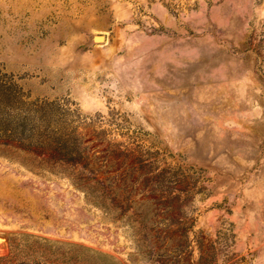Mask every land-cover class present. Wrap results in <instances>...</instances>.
<instances>
[{
    "label": "rangeland",
    "instance_id": "374dc122",
    "mask_svg": "<svg viewBox=\"0 0 264 264\" xmlns=\"http://www.w3.org/2000/svg\"><path fill=\"white\" fill-rule=\"evenodd\" d=\"M0 77V264H264V0H0Z\"/></svg>",
    "mask_w": 264,
    "mask_h": 264
},
{
    "label": "trees",
    "instance_id": "16d2710c",
    "mask_svg": "<svg viewBox=\"0 0 264 264\" xmlns=\"http://www.w3.org/2000/svg\"><path fill=\"white\" fill-rule=\"evenodd\" d=\"M17 91L16 85L0 77V138L25 147L48 150L58 158L68 160L70 152L61 144V138L40 131L41 125L36 124L42 118L38 109L33 107L34 103L21 99ZM50 125L51 121L45 128Z\"/></svg>",
    "mask_w": 264,
    "mask_h": 264
},
{
    "label": "water",
    "instance_id": "95a60500",
    "mask_svg": "<svg viewBox=\"0 0 264 264\" xmlns=\"http://www.w3.org/2000/svg\"><path fill=\"white\" fill-rule=\"evenodd\" d=\"M94 41H101L104 40V36L103 35H95L93 36Z\"/></svg>",
    "mask_w": 264,
    "mask_h": 264
}]
</instances>
